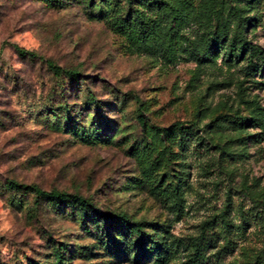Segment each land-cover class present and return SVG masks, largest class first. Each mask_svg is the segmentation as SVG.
Here are the masks:
<instances>
[{
    "label": "rangeland",
    "instance_id": "rangeland-1",
    "mask_svg": "<svg viewBox=\"0 0 264 264\" xmlns=\"http://www.w3.org/2000/svg\"><path fill=\"white\" fill-rule=\"evenodd\" d=\"M239 19L246 52L228 58ZM261 61L264 0H0V264H153L106 254L88 217L9 181L142 222L163 264L192 247L264 264Z\"/></svg>",
    "mask_w": 264,
    "mask_h": 264
},
{
    "label": "trees",
    "instance_id": "trees-1",
    "mask_svg": "<svg viewBox=\"0 0 264 264\" xmlns=\"http://www.w3.org/2000/svg\"><path fill=\"white\" fill-rule=\"evenodd\" d=\"M244 26V20L239 19L233 30V34L230 40V45L227 48V57L239 59L242 58L246 52L245 41L243 39L242 30ZM225 37V31H216L212 35H207L201 40V47L196 49V56L199 60H206L210 57L211 50L215 51L219 47V40ZM222 38V39H223ZM239 43L237 49L233 46V40ZM25 54L33 55L31 52H25ZM55 69V71L61 70L63 73L69 74L72 77L77 75V72L73 69H59V67L54 65H49ZM256 68V67H255ZM260 70H264V61H261L260 65L257 67ZM66 107H64V110ZM64 122L68 127L71 122V115L68 111L65 113ZM251 119L244 120L241 117L235 119H227L228 124H233V128H242ZM181 173V174H180ZM178 177V182L183 181V173L180 172ZM8 187L10 189H30L31 192L35 193L36 196L49 201L54 204L64 205L65 208H69V213L72 216L79 217L80 221L83 217H88L90 223L93 225V233L95 234V239L99 244V248L103 252L110 256L123 257L129 260L130 253L133 252L131 257L132 262H138L141 260H152L153 264H163L164 256L169 251V245L157 239L155 235H150L145 233L143 229V223L140 221H132L125 213L108 214L101 211L99 208L95 207L89 200H86L79 194L67 193L65 191L57 190H42L36 185H20L13 181L8 182ZM85 223V222H84ZM84 229L86 232H91L87 224H84ZM112 228V229H111ZM186 246V245H185ZM184 246V248H186ZM191 247V245H189ZM187 249V248H186ZM205 250L197 249L192 247L187 251L186 262L187 264H205V257L203 254ZM219 251H215L214 254H218Z\"/></svg>",
    "mask_w": 264,
    "mask_h": 264
}]
</instances>
